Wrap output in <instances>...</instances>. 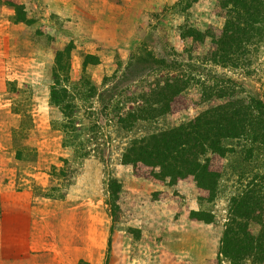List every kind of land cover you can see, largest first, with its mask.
<instances>
[{
	"label": "rangeland",
	"instance_id": "374dc122",
	"mask_svg": "<svg viewBox=\"0 0 264 264\" xmlns=\"http://www.w3.org/2000/svg\"><path fill=\"white\" fill-rule=\"evenodd\" d=\"M11 1L24 20L0 0V237L26 240L16 227L37 222L30 247L53 256L35 264H229L216 257L247 143H224L232 152L210 202L192 183L179 181L182 195L135 176L121 156L132 140L205 109L202 83L233 81L239 96L264 102V42L236 69L204 61L208 41L183 35L222 27L216 0ZM176 73L189 75L191 106L122 128L116 118L142 105L136 91ZM253 166L264 171V150ZM189 202L212 222L191 219ZM46 237L52 246L39 245ZM7 245L0 240V257Z\"/></svg>",
	"mask_w": 264,
	"mask_h": 264
},
{
	"label": "trees",
	"instance_id": "16d2710c",
	"mask_svg": "<svg viewBox=\"0 0 264 264\" xmlns=\"http://www.w3.org/2000/svg\"><path fill=\"white\" fill-rule=\"evenodd\" d=\"M4 2L15 6L11 0ZM216 2L219 16L224 20L222 27L207 28L203 32L187 29L183 36L200 45L208 41L204 61L236 69L245 61L248 64L252 52L249 45L264 42V0ZM15 8L18 18L24 20L20 8ZM61 55L62 52L56 53L57 61ZM92 58L86 57V63H92ZM177 74H167L166 80L147 85L143 92V88L137 90V99L132 100L139 99L142 105L116 118L121 127L128 129L137 120H153L191 106L190 100L183 96L190 84L189 75L183 73L181 78ZM201 85L200 102L208 104L205 109L171 129L132 140L121 161L131 165L135 176L150 182L168 186L179 181L192 183L199 193L198 199L210 202L216 195L224 157L232 152L224 143L227 140L247 143L241 150L243 160L237 176L240 189L230 198L216 258L217 262L223 258L229 264H263L264 171L258 173L252 167L259 151L264 150V102L257 97L239 96L233 81L225 83L217 79L210 86ZM50 94L51 100H56L53 87ZM189 216L204 223L212 222L211 215L203 212L190 210Z\"/></svg>",
	"mask_w": 264,
	"mask_h": 264
},
{
	"label": "crops",
	"instance_id": "0c3cea01",
	"mask_svg": "<svg viewBox=\"0 0 264 264\" xmlns=\"http://www.w3.org/2000/svg\"><path fill=\"white\" fill-rule=\"evenodd\" d=\"M108 1L109 2L110 1L113 2V0H108ZM128 2H130V1H128V0L127 1H122L121 0V2L118 3V5L119 6H123V5H126ZM114 3H116V2H114ZM115 21H118L117 17L115 18ZM187 187L188 186L185 185V183L177 182L176 185L173 186V189L178 190V192H182V193H179V194L184 195L186 193L185 189ZM189 204H191V205H189L190 209L194 210V206L192 204H195V203L194 202L193 203L189 202ZM30 208L31 207H29V209ZM50 210H49V213L52 214L53 211L52 210L50 211ZM34 225L37 226V222H32V223L28 224V227L26 225L22 224V223H19V227H16V228H21V229L24 228V230H25L24 233H26L25 234L26 235V240H22V239L19 240L18 238H15V237H7V238L0 237V240H2L4 243L8 244L7 246H8V251H9L8 254L4 253L3 256L0 257L1 258L0 261H2L3 264H35V261H36L37 257L39 256V254H43V256H45L46 258H49V260H47L48 262L52 261V259L50 260V256H53V255H51L50 253L46 255L45 252H42L40 250H34V249L32 250L31 249L30 246L33 245V242H31V240L28 239L27 235H28V233L32 234V235H34L36 233V232H34L35 231L34 230V228H35ZM9 226H10L9 227V229H10L11 225H9ZM43 227H44V225H42V228ZM16 228H14V229L11 228V231H13L14 233H19L18 231H16ZM3 229H5V228H3ZM68 236H69V233H68ZM46 239L47 240L42 241L43 243H39V245L48 244L49 246H52L53 245L52 243H54L52 241H54V240L52 238H50V237H46ZM32 240H34V239H32ZM36 244H38V243H36ZM20 246H27V248H30V249H28L27 251L19 252L18 250H19ZM40 252H42V253H40ZM19 254H21L22 256H25V257H19L18 256ZM33 256H35V257H33ZM34 259H35V261H33Z\"/></svg>",
	"mask_w": 264,
	"mask_h": 264
}]
</instances>
